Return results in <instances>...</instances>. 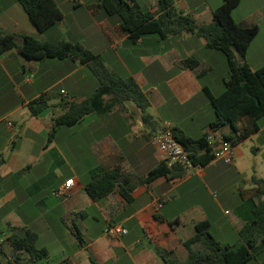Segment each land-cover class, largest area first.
I'll return each instance as SVG.
<instances>
[{
  "label": "crops",
  "instance_id": "crops-1",
  "mask_svg": "<svg viewBox=\"0 0 264 264\" xmlns=\"http://www.w3.org/2000/svg\"><path fill=\"white\" fill-rule=\"evenodd\" d=\"M56 1L64 18L41 33L18 0H0V30L52 43H82L100 56L114 76L136 80L150 101L149 113L155 126L144 124L141 109L126 102L105 114H90L74 127H58L51 135L54 118L65 112L59 104L92 96L98 88L97 78L86 65L69 59L32 61L17 49L2 54L0 239H6V243L0 264L15 261L17 255L8 241L13 236L12 228L37 233L38 247L49 253L46 259L33 263L23 252L17 264H165L168 258L186 261L189 250L185 242L195 236L196 225L205 221L222 245L241 244L240 232L253 220L258 190L249 179L250 171L244 169L246 163L241 161L239 149L245 142L262 140L252 160L258 175L260 167L264 169V119L259 132L235 147L232 164L216 158L193 173L168 166L172 170L169 177L138 183L166 162L151 145L160 129L178 128L194 139L205 134L214 136L217 144L229 134L228 127L219 132L210 128L215 114L203 92L204 88L215 95L225 91L229 77L225 55L209 49L207 40L196 34L167 38L149 35L133 41L121 31L119 18L98 7V0ZM130 1L142 9V2L148 3L145 10L158 11V0ZM221 5L222 0H175L178 11L191 14L198 25L213 23L214 10ZM233 15L243 26L260 28L246 57L236 53L240 63L246 61L257 70L264 65V44H258L264 38V0H242ZM53 29L60 35L50 36ZM188 59L197 60L198 65L184 68ZM43 95L55 108L34 116L29 104ZM110 100V96L105 97L107 103ZM193 132L198 137H193ZM114 169L126 175L132 185L138 183L132 200L126 201L118 185L115 192L94 201L86 186ZM71 179L74 186L61 195L60 190ZM242 183L251 185L246 189ZM112 225L126 228L128 234L108 237L105 230ZM76 228L83 245L75 235Z\"/></svg>",
  "mask_w": 264,
  "mask_h": 264
},
{
  "label": "trees",
  "instance_id": "trees-1",
  "mask_svg": "<svg viewBox=\"0 0 264 264\" xmlns=\"http://www.w3.org/2000/svg\"><path fill=\"white\" fill-rule=\"evenodd\" d=\"M18 1L41 33L50 30L64 18V13L56 0ZM241 2L242 0H222V5L214 10L213 23L198 25L191 14L178 11L175 0H158L157 12L142 9L130 0H98V7L107 15L119 18L121 31L133 41L149 35L167 38L196 34L207 40L209 49L225 55L229 69L225 91L215 95L210 89L204 88L203 92L215 114L210 128L214 132H219L228 127L230 132L224 136V140L233 147H237L259 132L260 121L264 119V65L253 70L246 61L240 63L236 55L238 53L245 58L260 32L258 26L246 27L234 18V10ZM18 40H21V43H18ZM11 49H17L22 56L32 61L69 59L79 62L86 65L98 80L97 90L86 100L63 101L59 104L65 108V112L54 118L51 135L58 127H74L90 114L102 115L126 102H132L139 107L143 113L144 124L154 128L155 122L149 113L150 101L136 80L114 76L100 56L89 51L82 43L69 41L52 43L29 35H17L0 30V56ZM197 65L198 61L195 59H188L183 63L184 68H194ZM106 96L111 97L109 103L105 101ZM54 108L55 105L50 102L47 95L29 104L30 112L34 116L48 113ZM172 133L189 154L194 165L203 167L216 159L206 134L194 139L178 128H174ZM177 167L179 166H175L174 169ZM171 172L166 162H163L152 169L147 177L140 178L138 183H149L162 176L169 177ZM252 181L257 186L258 202L253 210V220L240 232L243 241L241 244L222 245L212 235L210 223L201 222L196 225L195 236L185 242L189 258L186 261L168 258L165 259V264H248L253 260L264 264V179L253 177ZM138 183L132 185L126 175L119 169H114L89 183L86 191L94 201H99L115 192L119 185L120 194L126 201H131L132 191ZM12 231L13 236L8 241L17 255L15 261L9 264H17L23 252L28 254L33 263L48 257V250L37 245V233L30 229L18 231L12 228ZM75 235L83 245L84 240L77 228Z\"/></svg>",
  "mask_w": 264,
  "mask_h": 264
},
{
  "label": "built area",
  "instance_id": "built-area-1",
  "mask_svg": "<svg viewBox=\"0 0 264 264\" xmlns=\"http://www.w3.org/2000/svg\"><path fill=\"white\" fill-rule=\"evenodd\" d=\"M209 145L214 150L216 158L224 160L228 164H232L235 158V147L226 140H217L214 136H208ZM155 148L164 156L166 163L169 167L175 166L182 167L187 173H193L201 169V166L194 165L189 154L184 147L175 139L171 130L166 129L159 132L152 140ZM75 184V180L71 179L66 182L60 190L61 195L67 194ZM105 234L110 238H119L128 234V230L121 226L112 225L106 228ZM6 239H0V252L3 249Z\"/></svg>",
  "mask_w": 264,
  "mask_h": 264
},
{
  "label": "rangeland",
  "instance_id": "rangeland-1",
  "mask_svg": "<svg viewBox=\"0 0 264 264\" xmlns=\"http://www.w3.org/2000/svg\"><path fill=\"white\" fill-rule=\"evenodd\" d=\"M84 1H94V0H84ZM142 3H144L143 5H144V8L145 9H148V8H146V7H149V5L150 4H146L145 2H142ZM147 5V6H146ZM66 9L68 8V6H64ZM56 31L58 32V29H53L52 31H50V36H52V37H57V36H59L60 35V33H56ZM81 38L80 39H82L83 41H88L87 39H86V37H82V36H80ZM62 38H63V36H62ZM64 39V38H63ZM53 41H54V39H52ZM57 41V40H56ZM87 43V42H86ZM258 44H260V45H263L264 44V38H261V39H259V41H258ZM29 77L30 78H32V74H29ZM188 125H189V123H188ZM160 131H162V129H160L156 134H158ZM192 135H193V137H198L194 132L192 133ZM152 140H153V138L151 139V145L155 148V146L152 144ZM262 144V140H254L253 142H251V141H248V142H245L241 147H240V151H241V153L243 154V157H242V159H241V161H243V162H245L246 163V166L244 167V169L248 172V171H250L249 173V179H251V181L253 180V177H256V178H258V179H261L260 177H264V169L262 168V167H260V169H259V174L258 175H256L255 174V168H252V166H253V161L252 160H254V156H255V149L257 148V147H259L260 145ZM63 148H64V151L66 152V154L69 156V151H67V146H65V144H63V146H62ZM251 159V163L250 162H248V159ZM234 162V161H233ZM251 184H241V186L242 187H245L246 189H248V187L250 186Z\"/></svg>",
  "mask_w": 264,
  "mask_h": 264
}]
</instances>
